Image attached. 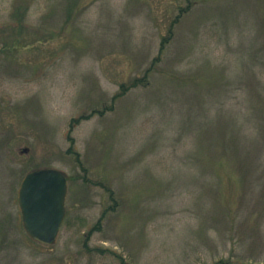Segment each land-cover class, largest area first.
<instances>
[{"label":"rangeland","instance_id":"1","mask_svg":"<svg viewBox=\"0 0 264 264\" xmlns=\"http://www.w3.org/2000/svg\"><path fill=\"white\" fill-rule=\"evenodd\" d=\"M219 261L264 264V0H0V264Z\"/></svg>","mask_w":264,"mask_h":264},{"label":"water","instance_id":"2","mask_svg":"<svg viewBox=\"0 0 264 264\" xmlns=\"http://www.w3.org/2000/svg\"><path fill=\"white\" fill-rule=\"evenodd\" d=\"M67 192V177L57 169L26 175L19 190V205L24 228L33 240L44 245L57 240L66 214Z\"/></svg>","mask_w":264,"mask_h":264},{"label":"trees","instance_id":"3","mask_svg":"<svg viewBox=\"0 0 264 264\" xmlns=\"http://www.w3.org/2000/svg\"><path fill=\"white\" fill-rule=\"evenodd\" d=\"M166 41H163L162 47H161V52L164 50V45L166 44ZM137 84V83H136ZM136 86V85H135ZM217 264H229L227 261H219Z\"/></svg>","mask_w":264,"mask_h":264}]
</instances>
